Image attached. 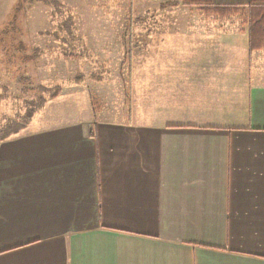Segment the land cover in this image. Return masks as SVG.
<instances>
[{"label": "crops", "instance_id": "obj_1", "mask_svg": "<svg viewBox=\"0 0 264 264\" xmlns=\"http://www.w3.org/2000/svg\"><path fill=\"white\" fill-rule=\"evenodd\" d=\"M186 19L144 108L71 94L0 139V264H264V48Z\"/></svg>", "mask_w": 264, "mask_h": 264}, {"label": "rangeland", "instance_id": "obj_2", "mask_svg": "<svg viewBox=\"0 0 264 264\" xmlns=\"http://www.w3.org/2000/svg\"><path fill=\"white\" fill-rule=\"evenodd\" d=\"M56 2L0 0V125L21 124L30 110H40L41 99L43 107L59 98L63 112L71 94L79 102L89 98L94 109L124 107V117L144 108L155 50L182 43V34L168 30L183 27L197 8L182 0Z\"/></svg>", "mask_w": 264, "mask_h": 264}, {"label": "trees", "instance_id": "obj_3", "mask_svg": "<svg viewBox=\"0 0 264 264\" xmlns=\"http://www.w3.org/2000/svg\"><path fill=\"white\" fill-rule=\"evenodd\" d=\"M33 1V0H31ZM47 4L50 2L57 5L56 0H34ZM182 4L196 6L205 16L216 17L217 19H230L240 17L243 19L244 29L248 38L249 52L262 50L264 48V0H250L247 3H216L213 0H182ZM55 93L50 96L54 99L60 88H55ZM44 103V100L41 99ZM43 103H39V107ZM33 110L25 116L21 124L15 127L6 125L0 130V139H4L11 134L18 133L23 129L33 116Z\"/></svg>", "mask_w": 264, "mask_h": 264}]
</instances>
